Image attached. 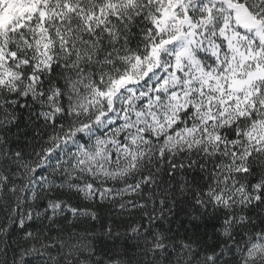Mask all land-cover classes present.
I'll return each mask as SVG.
<instances>
[{
	"label": "snow or ice",
	"instance_id": "snow-or-ice-1",
	"mask_svg": "<svg viewBox=\"0 0 264 264\" xmlns=\"http://www.w3.org/2000/svg\"><path fill=\"white\" fill-rule=\"evenodd\" d=\"M0 264H264V0H0Z\"/></svg>",
	"mask_w": 264,
	"mask_h": 264
}]
</instances>
